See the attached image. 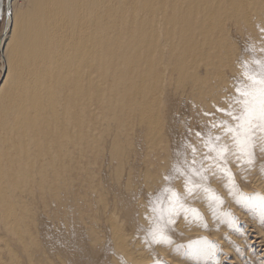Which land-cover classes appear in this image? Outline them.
Wrapping results in <instances>:
<instances>
[{
	"label": "bare ground",
	"instance_id": "6f19581e",
	"mask_svg": "<svg viewBox=\"0 0 264 264\" xmlns=\"http://www.w3.org/2000/svg\"><path fill=\"white\" fill-rule=\"evenodd\" d=\"M7 1L0 264H204L237 217L264 251V152L210 151L246 49L264 60V0Z\"/></svg>",
	"mask_w": 264,
	"mask_h": 264
},
{
	"label": "snow or ice",
	"instance_id": "6c2138e0",
	"mask_svg": "<svg viewBox=\"0 0 264 264\" xmlns=\"http://www.w3.org/2000/svg\"><path fill=\"white\" fill-rule=\"evenodd\" d=\"M261 31H264L262 29ZM256 67H251L249 62L240 61L242 69L240 76L236 78L233 86V93L227 99V108H217V111L225 113L231 123L225 120L213 122L212 127H219L223 130L231 144L219 143L220 136H216L214 141L216 146L211 147L210 151L215 153V159L219 167L220 163L227 162L228 156L232 155L238 161L251 167L255 162V148L260 147V151L264 152V60H253ZM205 115H211L205 113ZM199 136L200 133H197ZM207 146V145H206ZM231 181V172L227 167L221 169ZM169 177H165L168 180ZM186 192L190 194L193 189L187 188ZM207 191V189H205ZM164 193H167V201L170 207L167 210L168 220L166 223H161L150 234L154 242H168L165 235V229L168 224L173 223L171 216L183 208L180 200L181 197L172 189L164 188ZM158 201L160 198H157ZM261 199V206L264 208V198ZM153 214L157 213L158 208L155 203L150 208ZM159 211L160 219L163 220L164 208L160 204ZM195 211V210H193Z\"/></svg>",
	"mask_w": 264,
	"mask_h": 264
},
{
	"label": "rangeland",
	"instance_id": "374dc122",
	"mask_svg": "<svg viewBox=\"0 0 264 264\" xmlns=\"http://www.w3.org/2000/svg\"><path fill=\"white\" fill-rule=\"evenodd\" d=\"M2 2L3 11L2 17L0 19V69L2 68V66H5L2 57L1 44L3 35L2 29L4 27L3 22L6 17V11L8 10V1L3 0ZM26 6V0H16L15 8L25 9ZM242 45H245V43H242ZM246 51L251 53L248 57L249 62L256 60L257 56L255 53H252V49L247 48ZM1 72L2 71H0V74ZM256 205H258V202L256 203ZM253 217H255V215ZM243 222L244 220L242 217H237L235 224L230 228V240L228 245L232 244V250L221 252V249H216L212 251L210 256L206 257L201 263L205 262L204 264H264V251H260L253 241L249 242V240H252L251 238L254 235V233L251 232L252 226L249 227L246 224H243ZM53 235L55 236L54 239H56V234L53 233ZM52 241L54 244L57 243V241L55 240Z\"/></svg>",
	"mask_w": 264,
	"mask_h": 264
},
{
	"label": "water",
	"instance_id": "95a60500",
	"mask_svg": "<svg viewBox=\"0 0 264 264\" xmlns=\"http://www.w3.org/2000/svg\"><path fill=\"white\" fill-rule=\"evenodd\" d=\"M3 0H0V19L2 17V11H3Z\"/></svg>",
	"mask_w": 264,
	"mask_h": 264
}]
</instances>
